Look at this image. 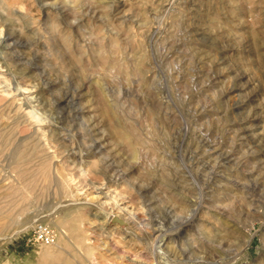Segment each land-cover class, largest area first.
<instances>
[{"label":"rangeland","instance_id":"obj_1","mask_svg":"<svg viewBox=\"0 0 264 264\" xmlns=\"http://www.w3.org/2000/svg\"><path fill=\"white\" fill-rule=\"evenodd\" d=\"M0 21V264L37 263L38 222L76 264H264V0H0ZM107 198L138 208L102 226Z\"/></svg>","mask_w":264,"mask_h":264},{"label":"bare ground","instance_id":"obj_2","mask_svg":"<svg viewBox=\"0 0 264 264\" xmlns=\"http://www.w3.org/2000/svg\"><path fill=\"white\" fill-rule=\"evenodd\" d=\"M7 28L8 27H6V24L4 23V22H1L0 21V84H2V83H4V86L6 87V88H2L1 89V91H2V93L4 94V95H8V93L10 92V91H12L11 90V88H12V78L10 77V67L8 66V61H7V59H6V49H8V48H10V46H11V41H10V39H11V35H13L14 33L11 31V32H9V30H7ZM10 85H12V86H10ZM1 87V86H0ZM17 87H19V88H17V89H20V88H22L23 86H21V85H18ZM24 89H31L29 86H27V87H24ZM22 90V89H21ZM28 107H30V109H28L27 110V112L25 113L26 114V116L28 117V119H30V121H31V123H34V126L36 125V127H37V124L38 123H40V122H42L43 120H44V118L42 117V116H40V114H39V112H38V109L35 107V106H28ZM116 128V130H118V131H122V128L121 127H119V126H116L115 127ZM37 133L40 135V137L42 138V143H44V146L45 147H47V148H49V147H51L50 146V138H49V134H47L43 129H41V126H38L37 128ZM121 136H122V138L123 139H127V136L124 134V133H121ZM129 140L130 141H132L131 140V138H129ZM57 170V172L61 175V178H63V183H64V185L65 186H68L69 185V179L70 178H68L67 177V175L66 174H64L62 171H60L59 169H56ZM101 184H102V182H101ZM96 186V185H95ZM100 187H101V185H100ZM100 187H96V188H100ZM101 189V188H100ZM111 190V189H110ZM93 191H95V190H93ZM96 192V191H95ZM98 193H97V195H96V197L98 198V199H100L101 198V193H102V191H97ZM115 192V191H114ZM118 192V191H117ZM105 193V192H104ZM119 193V192H118ZM117 193V194H118ZM103 194V193H102ZM120 194V193H119ZM103 196V195H102ZM114 196V195H113ZM118 196V195H117ZM117 196H116V198H117ZM115 197V196H114ZM97 199V200H98ZM108 199V198H107ZM107 199L106 200H104V201H101V203L102 204H111V210L112 209H114L115 207H117V208H119L120 207V205H121V203L120 204H115V205H117V206H115L114 205V203H113V201L114 200H112V203L110 202L111 201V199H108V201H107ZM113 199V198H112ZM119 199V198H118ZM110 200V201H109ZM120 200V199H119ZM123 201V200H122ZM118 202V201H117ZM195 202V201H194ZM100 203V202H99ZM122 204H124V203H122ZM101 205V204H100ZM133 205V204H132ZM130 206V205H125L123 208H120V210H118V211H114V210H112V211H110L108 214H110V216H108V215H105L103 218L105 219V220H102V221H100L99 223H100V225H102V226H104L105 225V221L106 220H108V218H118V217H121V214H122V212L123 211H126V210H128L127 212L128 213H131L134 209H136V208H138L137 206H136V208H135V206ZM103 208V207H102ZM142 208H144V206L142 207ZM108 209H109V207H108ZM135 211V210H134ZM139 211H140V209H139ZM139 211H137V212H139ZM100 212V211H99ZM105 212V211H104ZM197 212H198V208L197 207H194V208H192L191 210H190V212H189V214H188V218H192V217H194L196 214H197ZM135 214V213H134ZM131 218V217H130ZM130 218H129V221H130ZM187 219V218H186ZM124 220H127V218L126 217H124ZM191 220V219H190ZM124 223H128V221H124L123 222V224ZM130 223V222H129ZM162 226V225H161ZM101 227V226H100ZM127 227V226H126ZM163 228H165L164 226H162ZM122 228V227H121ZM124 228V227H123ZM128 228H130L129 226H128ZM121 230V229H120ZM132 230V229H131ZM106 231V230H105ZM101 232H103V231H101ZM108 232V231H107ZM155 232H156V234H155V236L154 237H152V239H151V241H149L148 243L151 245V246H154L155 248H164L165 246H164V244H165V240H166V236H165V234L164 233H166V232H164V230L161 228V227H159L157 230H155ZM120 233V232H119ZM125 235H124V234ZM123 233L121 232V234H123L124 236V238H126L125 240H127V238H128V240L131 242V241H135L136 242V240H135V238H133V237H131V233H133L132 231L130 232V229H129V231H127V230H124L123 231ZM134 233H135V231H134ZM133 235V234H132ZM142 235V234H141ZM135 236H139V235H136L135 234ZM122 237V238H123ZM140 238V237H139ZM251 236H249L248 237V240H247V243L249 244L250 243V241H251ZM147 239V238H146ZM61 241H63V238H62V235L60 234V235H57V241H56V243H54V244H52V245H45V246H43V250L40 252V254L38 255L39 256V258H38V260H37V263L36 264H76L73 260H70V259H68V257L66 256V254H65V248L61 245ZM127 242V241H126ZM129 242V243H130ZM82 244V243H81ZM107 244V243H106ZM128 244V243H127ZM149 245V246H150ZM106 246V245H105ZM134 246V245H133ZM132 246V247H133ZM150 246V247H151ZM81 245H79L77 248L78 249H80L81 250ZM86 248H87V257L86 256H84V257H86V259L85 260H83L82 261V263H80V264H102V262L100 261V259H98V255L97 254H95L94 252H92V247H91V245L89 246V245H87L86 246ZM85 248V249H86ZM153 248V247H152ZM155 250V249H154ZM159 250V249H158ZM164 250V249H163ZM163 250H161V253H163L162 251ZM96 251V250H95ZM77 252V251H76ZM82 252V251H81ZM159 252V251H158ZM160 253V252H159ZM159 253H157L158 255H159ZM165 254V253H164ZM130 256V255H129ZM161 256V255H160ZM58 257H62L60 260H57V261H55L54 259H57ZM137 257H141V256H138L137 255ZM141 258H144V257H141ZM63 259H65V261L63 260ZM135 260H137V259H134V261ZM142 262H143V260H142ZM145 262V261H144ZM143 262V263H144ZM146 264V263H145Z\"/></svg>","mask_w":264,"mask_h":264},{"label":"built area","instance_id":"obj_3","mask_svg":"<svg viewBox=\"0 0 264 264\" xmlns=\"http://www.w3.org/2000/svg\"><path fill=\"white\" fill-rule=\"evenodd\" d=\"M56 241V233L51 225L38 222L33 225L27 236V242L33 245H52Z\"/></svg>","mask_w":264,"mask_h":264}]
</instances>
